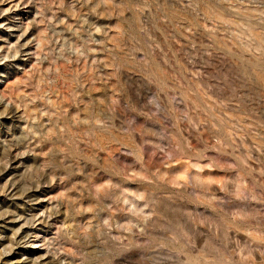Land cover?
<instances>
[{"label": "rangeland", "instance_id": "rangeland-1", "mask_svg": "<svg viewBox=\"0 0 264 264\" xmlns=\"http://www.w3.org/2000/svg\"><path fill=\"white\" fill-rule=\"evenodd\" d=\"M0 264H264V0H0Z\"/></svg>", "mask_w": 264, "mask_h": 264}]
</instances>
